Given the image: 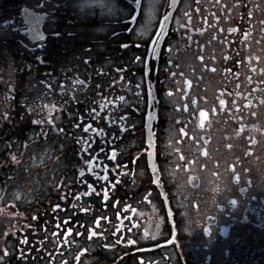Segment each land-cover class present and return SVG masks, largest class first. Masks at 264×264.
Returning a JSON list of instances; mask_svg holds the SVG:
<instances>
[{"label": "flooded vegetation", "instance_id": "1", "mask_svg": "<svg viewBox=\"0 0 264 264\" xmlns=\"http://www.w3.org/2000/svg\"><path fill=\"white\" fill-rule=\"evenodd\" d=\"M22 1L40 20L1 29L33 79L26 113L66 111L47 187L0 225V264H264V0H101L75 42L51 0Z\"/></svg>", "mask_w": 264, "mask_h": 264}, {"label": "rangeland", "instance_id": "2", "mask_svg": "<svg viewBox=\"0 0 264 264\" xmlns=\"http://www.w3.org/2000/svg\"><path fill=\"white\" fill-rule=\"evenodd\" d=\"M96 0H70L69 4L65 2V0H56L55 4L57 5V11L55 14V23L56 21L62 22H71L73 24L78 23L80 20H71L72 15L75 17L78 16V13L83 16L84 12L80 9L82 5H86L89 9L91 5L95 3ZM62 2V3H61ZM66 5L68 6L66 8ZM73 5V7L77 10H74L73 8L70 9V7ZM69 10V12L67 11ZM78 12V13H77ZM86 16V15H85ZM21 17L25 21H34L35 15L32 13L23 12L21 14ZM88 19L91 16H86ZM62 25H55V28L59 31V27ZM73 31L78 32L79 28L76 29V27L72 26ZM56 31V30H55ZM7 52V51H6ZM6 69V67H5ZM45 105L48 106V103L45 102ZM47 108H42V112L47 113ZM56 114V115H55ZM54 118L55 121H58L59 113H55ZM39 132L40 136L35 141L33 140L36 135L33 134L32 137H23L21 141H18L17 145L19 146L21 143H28L25 152L21 156V162L17 163V166L15 167H9L6 164L2 166L0 164V174L4 173V170H13V178L11 177H0V202H3L0 207H3L6 205V203L9 202H16V203H26L31 200V195L29 192V188H31V185L33 186H39L42 182L48 179L50 175L51 170V163L50 158H53V150L49 147V141H57V135H59L58 131V125L49 127V126H43L39 125ZM41 127H44L45 129H48L49 131H46L45 129H42ZM50 137V138H49ZM49 138V140H48ZM31 140H33V143H31ZM4 142L1 139L0 140V153H2L4 150ZM1 176V175H0ZM2 178V179H1ZM9 214L7 210L0 211V217L3 219H6L4 215ZM0 218V223L2 222ZM1 234V233H0ZM1 242V239H0Z\"/></svg>", "mask_w": 264, "mask_h": 264}, {"label": "snow or ice", "instance_id": "3", "mask_svg": "<svg viewBox=\"0 0 264 264\" xmlns=\"http://www.w3.org/2000/svg\"><path fill=\"white\" fill-rule=\"evenodd\" d=\"M136 3L139 4V3H140V0H136ZM185 15H187V14H185ZM167 18H168V17L165 16V17H164V20H167ZM230 31L235 32L236 29L233 28V29H230ZM160 32H163V21H161ZM56 34L59 35V33H56ZM245 35H247V33H245ZM43 38H44L43 36H39V39L42 40ZM158 38H159V34H158L157 39H158ZM121 47H127V45H123V44H122ZM37 59L39 60L40 57H37ZM136 59L139 60L140 57H137ZM200 59H203V58L200 57ZM85 63H88V61L85 60ZM118 71H120V70L118 69ZM42 83H43V81H42ZM72 83H73V85H77V84H79V85H84V81H83V80H79V79L73 80ZM116 83H117V81H115V80L112 81V84H113V85H115ZM185 83L188 84L189 82H188V81H185ZM47 86H48L49 88H51V85H50V84L47 85ZM85 86H86V85H85ZM63 87H64V85L62 84V85H61V88H63ZM97 87H99V85H97ZM169 95H171V93H169ZM105 99H106L107 102L101 105V108H102V109L108 107V105H110V104H115L116 101H124L125 98H124V96H117V97H115V100H110V99H107V98H105ZM220 103L223 104L224 101L221 100ZM44 107H48V106L45 105ZM52 107L55 108L54 105H53ZM92 111H93L94 113H96V116L99 115V113L96 112L95 109H93ZM253 115H255V113H253ZM49 116H51V113H49ZM206 116H207V113H205L204 111H201V112H200L201 125L203 124V121H204V119L206 118ZM5 118H7V117L5 116ZM93 118H95V117H93ZM105 119L111 120L112 123H115V120H112L111 117H106ZM119 119H120L121 121H123L125 118H124L123 116H121V117H119ZM47 122H48V124H50V125H53V124H54V122H53V120H52L51 118H49ZM32 123H33V124H42L43 121H37V120H34V121H32ZM77 127H79V125H77ZM123 130H124V129L121 128V131H123ZM59 131L62 132L63 129H59ZM84 131H86V132H87V131H91V132L97 133V132H102L103 130H102V129L97 130L96 128H92L91 125H85V126H84ZM181 134H182V135H186V133L184 132L183 129H181ZM252 143L254 144V143H256V141L253 140ZM149 147H152L151 134L149 135ZM228 147H231V145H229ZM204 154L206 155V153H204ZM148 155H149L150 163H151V157H152L153 153H152L151 151H149ZM246 155H251V151L247 152ZM112 158H113V159L115 158V153H114V152H113V156H112ZM181 159H183V157H181ZM12 160H13V161H16V157H15V156H12ZM17 163H19V161H17ZM88 167H89V170L91 171V162H88ZM152 170H153V172L156 171L154 165H152ZM247 171H248V169H245V172H247ZM80 175L83 176V172H81ZM102 179H107V177H106V176H105V177H102ZM236 179H239V177L237 176ZM153 183H159V179H158V178H157V179H154V180H153ZM57 187H59V185H57ZM88 187H89V191H92V190H93V189H92V185H89ZM88 194H89V193H84V195H88ZM77 198H79V197H77ZM61 199H63V197H61ZM104 199H105V200L108 199V192H107V191L104 192ZM236 203H237V202H236L235 200H232V201H231V204H232V205H235ZM58 207H59V205H55V206H54V210H55V208H58ZM80 210H81V211H87V209H84V208H81ZM171 215H172L171 212H169V218H171ZM35 218H36V217H33V219H35ZM97 223H98V222H97ZM57 227H59V225H57ZM72 231H73L72 228H68L67 231L64 233V236H66V237L69 236V235L72 233ZM129 231H130V229H129ZM208 232H209V229H208V228H205V229H204V233L207 235ZM6 235H7V233H6ZM53 235H55V233H53ZM76 235L79 236V235H81V233L77 232ZM100 235H102V233L95 232V231H93L92 229H89V231H88V238H89V240H91L94 236H100ZM145 236H147V232H145ZM174 236H175V232H173V237H174ZM120 242H121L120 240H117V241H116L117 244H119ZM172 242H173L172 240H169V241H168V243H172ZM21 243H26V240H21ZM135 243H136V241L133 240V239H128V240H127V244H129V245H132V244H135ZM104 247H105V248H108V247H110V245H107V244H106V245H104ZM85 251H87V249H81L80 252L77 253V256H76V260H77V261H79L80 256L83 255ZM4 255L7 256L8 253L5 251ZM64 264H66V262H64Z\"/></svg>", "mask_w": 264, "mask_h": 264}]
</instances>
